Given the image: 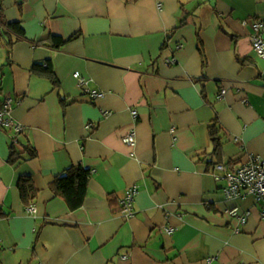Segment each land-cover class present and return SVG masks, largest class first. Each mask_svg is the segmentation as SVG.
I'll use <instances>...</instances> for the list:
<instances>
[{
	"label": "crops",
	"instance_id": "obj_1",
	"mask_svg": "<svg viewBox=\"0 0 264 264\" xmlns=\"http://www.w3.org/2000/svg\"><path fill=\"white\" fill-rule=\"evenodd\" d=\"M0 7L24 31L9 57L0 42V106L10 100L22 128L15 147L35 150L12 164L13 133L0 128V264H264L260 202L227 198L226 180L207 164L215 118L223 162L264 159V59L250 39L264 0ZM46 63L56 85L33 69ZM85 88L105 95L92 101ZM129 132L133 145L123 141ZM71 165L90 171L75 210L50 189ZM22 176L38 190L33 214L20 198ZM131 186L134 215L124 218L120 200ZM235 207L249 212L245 224L229 215Z\"/></svg>",
	"mask_w": 264,
	"mask_h": 264
},
{
	"label": "built area",
	"instance_id": "obj_2",
	"mask_svg": "<svg viewBox=\"0 0 264 264\" xmlns=\"http://www.w3.org/2000/svg\"><path fill=\"white\" fill-rule=\"evenodd\" d=\"M264 21L255 20L252 23L251 42L255 53L264 59ZM80 85H86V80L78 73H74ZM88 95L90 100L103 98L105 92L100 90H91L85 88L83 90ZM225 93V90L220 92V97ZM12 106L10 100L3 101L0 106V128H6L13 133L14 142L17 141V136L22 132L19 124L15 123L11 116ZM133 117H136V111H132ZM91 127L86 125V129ZM123 141L129 145L135 142V135L132 132L127 133ZM218 172V173H217ZM212 173L216 178H224L227 182V187L224 189L225 196L230 199L242 198L245 195H253L255 200L260 202V216L264 221V159L256 154H248L247 158L236 164L235 166L229 163H217L213 166ZM138 192L137 186H131L125 190L124 196L120 200V215L124 218H130L134 215L133 202L135 195ZM26 213L33 214L35 206L33 204L25 208ZM229 215L235 217L239 224H245L249 212H239L237 207L228 211ZM176 228L173 226H165L163 232L171 234ZM235 231H239L236 228Z\"/></svg>",
	"mask_w": 264,
	"mask_h": 264
},
{
	"label": "trees",
	"instance_id": "obj_3",
	"mask_svg": "<svg viewBox=\"0 0 264 264\" xmlns=\"http://www.w3.org/2000/svg\"><path fill=\"white\" fill-rule=\"evenodd\" d=\"M24 38V31L19 22H8L1 11L0 7V42L6 49L7 57H9L11 49L15 42ZM55 45L61 44L62 40L57 37L52 38ZM34 70L42 71L45 75L49 76L54 85L57 84L55 76L51 70L49 64L37 65L33 67ZM208 135L212 144V158L207 161L209 169L217 163H223L222 160V146L223 143L220 137V124L215 118L208 127ZM32 157L35 155L34 148L28 144L22 151H19L13 143L10 144V157L9 161L13 164L20 159H24L25 156ZM224 163H229L225 162ZM90 177V171L81 165H71L64 173L56 176L50 183V189L54 194L62 197L69 209L75 210L82 206L88 180ZM17 187L19 190L20 198L25 207L31 205V203L37 198L38 190L35 187L31 177L22 176L18 179Z\"/></svg>",
	"mask_w": 264,
	"mask_h": 264
},
{
	"label": "rangeland",
	"instance_id": "obj_4",
	"mask_svg": "<svg viewBox=\"0 0 264 264\" xmlns=\"http://www.w3.org/2000/svg\"><path fill=\"white\" fill-rule=\"evenodd\" d=\"M12 143H13V144H16V142H14V140H13V137H12Z\"/></svg>",
	"mask_w": 264,
	"mask_h": 264
}]
</instances>
